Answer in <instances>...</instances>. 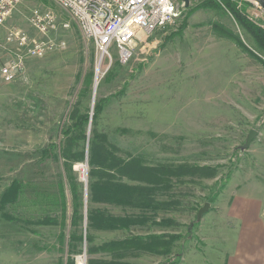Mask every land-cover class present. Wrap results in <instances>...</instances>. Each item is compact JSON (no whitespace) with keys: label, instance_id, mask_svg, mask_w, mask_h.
I'll return each mask as SVG.
<instances>
[{"label":"rangeland","instance_id":"rangeland-1","mask_svg":"<svg viewBox=\"0 0 264 264\" xmlns=\"http://www.w3.org/2000/svg\"><path fill=\"white\" fill-rule=\"evenodd\" d=\"M238 1L264 29V6ZM36 9L70 26L43 34ZM12 30L54 48L28 56L8 81L2 67L24 50ZM112 58L98 66L92 41L53 0H20L0 28V264H76L81 254L87 264H206L216 251L203 248L197 225L227 179L234 186L264 165V50L229 9L188 0L128 60ZM252 129L258 136L241 149ZM95 147L102 161L149 167L150 183L104 166L100 182L146 187L135 193L151 208L93 197ZM243 185L264 190V177ZM116 219L136 222L104 226Z\"/></svg>","mask_w":264,"mask_h":264},{"label":"built area","instance_id":"built-area-1","mask_svg":"<svg viewBox=\"0 0 264 264\" xmlns=\"http://www.w3.org/2000/svg\"><path fill=\"white\" fill-rule=\"evenodd\" d=\"M78 23L84 36L95 46L98 66L110 64L116 50L122 61L130 58L142 34H150L178 18L186 0H53ZM20 0H0V28ZM31 21L43 34L68 28L51 11L36 9ZM8 37L18 40L22 52H17L1 69L5 80H13L24 69L28 56L40 57L54 48L46 39L31 40L27 35L12 30ZM76 264H87L86 254L76 258Z\"/></svg>","mask_w":264,"mask_h":264},{"label":"crops","instance_id":"crops-1","mask_svg":"<svg viewBox=\"0 0 264 264\" xmlns=\"http://www.w3.org/2000/svg\"><path fill=\"white\" fill-rule=\"evenodd\" d=\"M241 169L233 172V181ZM256 169L243 178L251 181L264 177V165H257ZM241 176L242 171L234 186L227 179L210 211L197 225L203 248L216 251L211 256L204 255L206 264H264V190L245 187L246 180L241 178L242 184L238 180Z\"/></svg>","mask_w":264,"mask_h":264},{"label":"trees","instance_id":"trees-1","mask_svg":"<svg viewBox=\"0 0 264 264\" xmlns=\"http://www.w3.org/2000/svg\"><path fill=\"white\" fill-rule=\"evenodd\" d=\"M212 3L218 5V6H224L227 9H229L234 15L235 17L239 20V22L244 26L245 29H247L252 35L253 37L256 39V41L258 42L259 46L264 50V29L260 26H257L256 24H254L253 22L248 21L245 16L243 15V12L239 9L240 7L238 6L239 1L238 0H210ZM248 4V3H245ZM103 102V101H102ZM102 102L99 103V105L97 106L96 109V113H98L101 110L102 107ZM100 152L96 147L93 150V158L91 160V164L94 167H99V171H96L95 169H93V174H97L101 171H103L101 169V166H104L106 168V170H114L117 169L119 171H122V175L129 177L131 180H135L138 179L140 181H145L150 183L151 182V172L149 167L146 166H140L138 164V161H136V159L130 160V161H126L124 164H122V162L119 159H116L115 157H113L110 160H106V161H102L101 160V156H100ZM140 171L142 172V176L140 178H137L134 174ZM106 173V172H104ZM104 174H100L97 181L93 183L92 185V192H93V197L95 199H99V200H109L110 201H119V202H123L126 204H135V205H143L144 207H152V201L148 198L143 197V194L138 195L139 197H136V193L137 191H143L146 189V187H142V186H135V185H128L125 183H119V182H115L113 181L114 184L112 183H108L107 182H100V179ZM100 185H104V186H110L111 188L108 190L107 193H104L105 191H102V188H99ZM128 220H125L124 224L121 220L116 219L115 224H109V223H105L104 226L105 227H121V228H129L130 227V223L131 221L133 223H135V220H130V222H126ZM112 225V226H111ZM137 238V237H136ZM136 238H131L125 241V243H131L134 241V239Z\"/></svg>","mask_w":264,"mask_h":264},{"label":"water","instance_id":"water-1","mask_svg":"<svg viewBox=\"0 0 264 264\" xmlns=\"http://www.w3.org/2000/svg\"><path fill=\"white\" fill-rule=\"evenodd\" d=\"M257 2H259L260 4H262L264 6V0H256ZM186 2H188V0H186ZM96 87V86H95ZM259 134V131L257 129H252L248 135H247V138H246V142L245 144H243L241 147V149H248L250 146H251V143L252 141L258 136ZM210 209V203L207 202L205 203V205L200 208V210L198 211V218H201L202 215L205 213V212H208Z\"/></svg>","mask_w":264,"mask_h":264}]
</instances>
